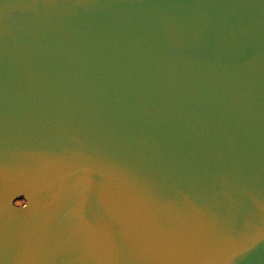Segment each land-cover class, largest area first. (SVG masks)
<instances>
[{
  "label": "water",
  "instance_id": "1",
  "mask_svg": "<svg viewBox=\"0 0 264 264\" xmlns=\"http://www.w3.org/2000/svg\"><path fill=\"white\" fill-rule=\"evenodd\" d=\"M0 264H264V0H0Z\"/></svg>",
  "mask_w": 264,
  "mask_h": 264
}]
</instances>
